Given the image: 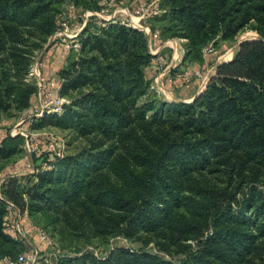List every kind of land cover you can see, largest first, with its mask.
Here are the masks:
<instances>
[{
	"label": "trees",
	"instance_id": "trees-1",
	"mask_svg": "<svg viewBox=\"0 0 264 264\" xmlns=\"http://www.w3.org/2000/svg\"><path fill=\"white\" fill-rule=\"evenodd\" d=\"M68 1L94 12L106 0ZM124 1L134 7L144 0ZM64 3L0 0V111L31 114L37 105V88L27 80L31 56L53 49L63 64L55 77L45 74L46 53L43 73L58 80L68 103L22 130L52 125L86 140L57 158L49 146L55 139H29L30 158L4 168L3 161L27 151L21 135L0 139V173L28 163L35 170L1 187L0 264L32 248L14 228L6 230L17 209L41 254L45 242L26 232L32 211L55 215L53 222L63 216L83 245L115 237L141 245L114 246L103 257L77 248L54 264H264V0L156 2L152 32L185 41L178 67L202 63L217 40L245 30L259 37L241 42L193 100L173 103L150 91L156 71L141 30L120 23L97 28L91 18L79 34L78 55L50 43ZM150 244L153 252L145 250Z\"/></svg>",
	"mask_w": 264,
	"mask_h": 264
},
{
	"label": "built area",
	"instance_id": "built-area-1",
	"mask_svg": "<svg viewBox=\"0 0 264 264\" xmlns=\"http://www.w3.org/2000/svg\"><path fill=\"white\" fill-rule=\"evenodd\" d=\"M157 1L158 0L141 1L136 6L131 7L124 0H106L103 2L100 10L92 12L86 10L81 11L72 2L65 0L59 24L60 30L49 39V42L58 43L61 50L67 54L73 53L74 55H78L80 50L79 34L91 18H93L94 24L97 28H102L107 23H120L141 30L148 37L151 65L156 71V77L150 85V91L159 93L158 86H162L163 82L170 85L175 91H178L190 83L191 74L181 69L178 70V72L176 71L172 73L173 67L176 66V64L173 66L163 53V49L168 42L159 38V31L152 32L151 19L160 14V11L156 7ZM184 42L183 39L175 40L174 55H172V57L178 55L180 50L183 51L182 47ZM210 46L211 45L204 50L203 57H206L210 52ZM196 75L197 77H201V74L199 73ZM27 80L33 82L37 88V105L27 118L21 119L20 122L17 123L16 129H13L10 132L8 131V133L0 131V139L7 136V134L10 136L21 135L25 138V148L27 153L31 154L34 152L35 146L29 141V139L32 140L39 135L23 131L22 124L24 122L31 124L44 113L61 114L63 106L66 104V100L58 94V80L56 78L48 77L43 73V62L40 56L34 59ZM49 146L56 149L57 158H62L64 156V144L60 140L55 139L50 141ZM34 171L32 163H28L22 166L18 171L6 170L0 173V190L2 185L6 182V179L9 177L25 176L33 174ZM7 209L13 211L15 207L9 203ZM17 219L18 221L13 225L7 221L5 223L6 230L14 228L20 236L24 238V233H22V221L20 220L21 217L18 215ZM38 237L41 241L45 242L46 246H51V241L44 237ZM57 256V253H52L50 255L45 253L41 254L38 249L32 247L27 252L19 254L15 260H6L4 264H42V261L46 260V258L50 261L49 264H54L51 260Z\"/></svg>",
	"mask_w": 264,
	"mask_h": 264
},
{
	"label": "rangeland",
	"instance_id": "rangeland-1",
	"mask_svg": "<svg viewBox=\"0 0 264 264\" xmlns=\"http://www.w3.org/2000/svg\"><path fill=\"white\" fill-rule=\"evenodd\" d=\"M144 1H151V0H144ZM258 35L249 30H245L243 32L238 33L234 39L229 41H220L217 40L216 45L210 46V52L207 54L206 57H203L202 63H194L189 64L184 67H178L174 66L172 73L178 72L179 69L185 70L188 73L191 74V80L190 83L187 85L186 88L175 91L171 88V86L166 87L168 91L171 90V92H176L177 95L181 96V101L175 100V101H169L164 96H162V93L166 91L164 88L163 83L162 86H158L159 93L152 92L156 95L157 100L165 102V103H173V102H188V100L192 99L196 92H202L203 89L206 86L207 81L214 76L217 66L220 64H223L225 62H228L233 57L236 48L238 45L243 41L248 40H255L258 39ZM179 38L175 39H168L171 42L167 43L166 48L164 50V54L166 56L174 55V42L175 40H178ZM167 41V40H166ZM48 51L44 47L41 51H34V54H32L31 58L36 59L38 56H44ZM178 52V51H177ZM182 52V50L179 51V54ZM183 54H184V48H183ZM177 56V55H176ZM197 73L201 74V77H197ZM191 91V93L189 92ZM167 92V91H166ZM197 96V95H196ZM195 96V97H196ZM194 97V98H195ZM65 100H69V98H66ZM193 100V99H192ZM190 102V101H189ZM68 103V102H66ZM25 110H16L15 108H10L7 111H0V131H12L13 129H16V125L18 122H20L21 119L24 118V115H26ZM33 134H37L40 137L47 138V139H58L64 144V149L67 154H71L74 151H76V148L78 145L85 144V139H79V140H73V135L71 134V131H64L61 130L58 127L55 126H48L46 128H43L41 130H37L36 132H32ZM31 155H26L24 153H20L16 155L13 159H10L8 161H3L2 166L5 168L7 166H10V164L18 163L23 161L24 159H28ZM30 158V157H29ZM13 163V164H14ZM16 212L17 215L20 217L22 216L19 212V209ZM47 213V212H46ZM30 215V221H29V228L27 229V233L36 232L38 236L44 237L51 241V246L46 248L45 254L50 255L52 253L57 254H71L76 251L77 248L87 250V251H93L97 256L103 257L105 256L109 250L114 246H121L125 248H130L132 250H138L141 248V245L139 243H133L126 241L123 238L115 237L112 239H101V238H95L93 241V244H85L83 245L80 243L82 239L77 240L72 232V227H69L66 220L62 217H59V221H52V219H55V215L44 214L42 212H36L32 211V215ZM27 216V215H25ZM21 220V219H20ZM29 220V219H28ZM18 221V219L16 220ZM15 221V222H16ZM14 222V223H15ZM22 231V230H21ZM32 231V232H31ZM22 233H24L22 231ZM26 238V243L29 244L31 247L33 246V242L28 236L26 237V234H23ZM43 239V238H42ZM83 242V241H82ZM63 249V252H61L60 247ZM19 248V247H17ZM148 252H153L152 245H148L145 248ZM52 261V260H51ZM49 260L46 258L42 263L49 264Z\"/></svg>",
	"mask_w": 264,
	"mask_h": 264
},
{
	"label": "crops",
	"instance_id": "crops-1",
	"mask_svg": "<svg viewBox=\"0 0 264 264\" xmlns=\"http://www.w3.org/2000/svg\"><path fill=\"white\" fill-rule=\"evenodd\" d=\"M166 42H171V41H169V40H167ZM167 46V45H166ZM166 48V47H165ZM164 48V49H165ZM182 49H183V47H182ZM53 49H51V50H49L48 52H47V54L45 55V58L46 57H48L49 55H51V57L47 60V67H46V69H45V74H47V75H49V76H52V77H55V70L58 68V66L59 65H61V64H63L62 63V59L61 60H59L58 58L61 56V55H57L56 54V52H54L53 53V51H52ZM54 54H56V55H54ZM59 56V57H58ZM41 57V60H42V58L44 57V56H40ZM172 55H170V56H168V58H169V60H170V62L173 64V66L176 64V66H178L180 63H181V60H182V58H183V51L180 53V54H178L177 56H174V57H176V58H174V57H172ZM175 60H174V59ZM164 83V82H163ZM163 85V84H162ZM164 88L166 89V87H168V86H170V85H168L167 83H165L164 85ZM187 86H185V87H183L182 89H184V88H186ZM182 89H180V90H182ZM180 90H178V91H180ZM167 91V92H166ZM166 91H164L163 93H162V96H164V98H166L167 100H169V101H175V100H179V101H181V99H182V97L181 96H179V95H177L176 94V92H171V90L170 91H168L167 89H166ZM189 92L191 93V91L189 90ZM200 93V91L199 92H196V94L194 95V97L196 96V95H198ZM193 97V98H194ZM192 98V99H193ZM192 99H190V100H188V102L189 101H191Z\"/></svg>",
	"mask_w": 264,
	"mask_h": 264
}]
</instances>
